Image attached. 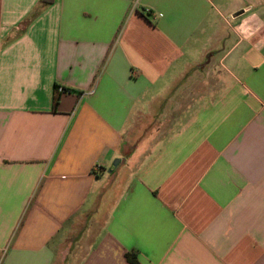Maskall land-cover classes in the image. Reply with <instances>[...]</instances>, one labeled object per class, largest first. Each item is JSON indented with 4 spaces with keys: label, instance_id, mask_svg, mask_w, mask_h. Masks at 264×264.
I'll return each instance as SVG.
<instances>
[{
    "label": "crops",
    "instance_id": "obj_1",
    "mask_svg": "<svg viewBox=\"0 0 264 264\" xmlns=\"http://www.w3.org/2000/svg\"><path fill=\"white\" fill-rule=\"evenodd\" d=\"M0 264H264V0H0Z\"/></svg>",
    "mask_w": 264,
    "mask_h": 264
},
{
    "label": "trees",
    "instance_id": "obj_2",
    "mask_svg": "<svg viewBox=\"0 0 264 264\" xmlns=\"http://www.w3.org/2000/svg\"><path fill=\"white\" fill-rule=\"evenodd\" d=\"M54 0H43V3H52ZM150 14V13H149ZM61 89V91H60ZM67 92H70L69 89H66V88H63V87H59L57 86L56 87V92H55V95H54V108L56 109L58 104H59V101H60V96L64 93H67Z\"/></svg>",
    "mask_w": 264,
    "mask_h": 264
},
{
    "label": "built area",
    "instance_id": "obj_3",
    "mask_svg": "<svg viewBox=\"0 0 264 264\" xmlns=\"http://www.w3.org/2000/svg\"><path fill=\"white\" fill-rule=\"evenodd\" d=\"M60 91H61V89H60ZM96 170H98V169L96 168Z\"/></svg>",
    "mask_w": 264,
    "mask_h": 264
}]
</instances>
